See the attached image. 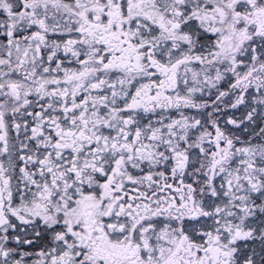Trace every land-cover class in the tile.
<instances>
[{"label": "snow or ice", "instance_id": "6c2138e0", "mask_svg": "<svg viewBox=\"0 0 264 264\" xmlns=\"http://www.w3.org/2000/svg\"><path fill=\"white\" fill-rule=\"evenodd\" d=\"M0 264H264V0H0Z\"/></svg>", "mask_w": 264, "mask_h": 264}]
</instances>
